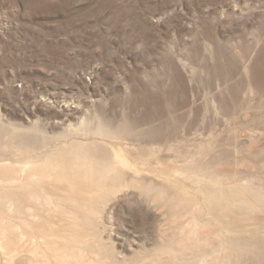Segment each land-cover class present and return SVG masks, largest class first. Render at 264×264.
Instances as JSON below:
<instances>
[{
	"label": "rangeland",
	"instance_id": "obj_1",
	"mask_svg": "<svg viewBox=\"0 0 264 264\" xmlns=\"http://www.w3.org/2000/svg\"><path fill=\"white\" fill-rule=\"evenodd\" d=\"M59 154L49 264H264V0H0V163Z\"/></svg>",
	"mask_w": 264,
	"mask_h": 264
},
{
	"label": "bare ground",
	"instance_id": "obj_2",
	"mask_svg": "<svg viewBox=\"0 0 264 264\" xmlns=\"http://www.w3.org/2000/svg\"><path fill=\"white\" fill-rule=\"evenodd\" d=\"M64 161L48 156L27 168L0 163V257L4 264H49L61 245L77 241L84 224L78 218L77 190L84 188L85 166L96 174L90 159L79 155ZM83 179V180H82ZM32 209V210H30Z\"/></svg>",
	"mask_w": 264,
	"mask_h": 264
}]
</instances>
